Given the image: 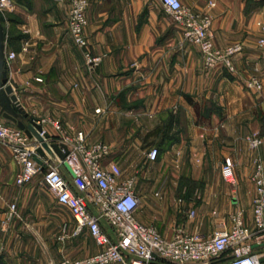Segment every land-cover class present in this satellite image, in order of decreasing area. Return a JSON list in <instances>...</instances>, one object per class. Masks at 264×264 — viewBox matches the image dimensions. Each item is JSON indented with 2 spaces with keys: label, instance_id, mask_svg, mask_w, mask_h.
<instances>
[{
  "label": "crops",
  "instance_id": "1",
  "mask_svg": "<svg viewBox=\"0 0 264 264\" xmlns=\"http://www.w3.org/2000/svg\"><path fill=\"white\" fill-rule=\"evenodd\" d=\"M13 1L3 24L5 51L16 53L7 74L28 114L26 123L30 117L52 119L68 132L80 129L90 141L109 143V159L123 177L135 180L136 218L155 224L166 237L178 226L210 234L220 221L229 225L237 208L252 223L251 177L256 162L264 166V0H181L210 15L217 46L243 44L232 71L206 68L199 48L158 0H88L85 31L92 55L100 57L93 69L69 32L70 0ZM251 78L260 89L248 86ZM44 127L55 136L49 123ZM253 138L260 140L256 148L249 143ZM152 148L158 150L153 161L147 158ZM225 157L235 165L234 187L221 176ZM211 162L215 177L204 185L215 191L209 202L220 209L201 210L199 192L179 206L168 200L166 191L174 187L199 191ZM19 169L0 143V264H52L97 252L86 230L74 234L72 215L39 176L16 184ZM159 188L163 198L153 194ZM221 189L231 194L227 202ZM11 203L17 215L4 228ZM191 207L196 214L188 217ZM252 248L264 259V238Z\"/></svg>",
  "mask_w": 264,
  "mask_h": 264
},
{
  "label": "built area",
  "instance_id": "2",
  "mask_svg": "<svg viewBox=\"0 0 264 264\" xmlns=\"http://www.w3.org/2000/svg\"><path fill=\"white\" fill-rule=\"evenodd\" d=\"M172 19L181 26L184 38L195 44L206 68L226 67L234 69L235 57L243 51V44L232 43L223 47L215 44L211 30V17L206 12H196L181 0H158ZM88 0H70L67 21L73 41L84 50L86 64L93 69L100 57L92 55L86 34ZM15 9L13 0H0V19L8 21V13ZM264 45V19L260 23ZM23 50H28L27 44ZM16 56L5 51L7 66ZM248 86L261 88L257 78H251ZM95 112H99L96 109ZM40 135L48 134L44 124L49 123L55 136L48 134V144L63 143L66 156L61 159L51 148L46 157L39 156L37 139L30 138L24 130L8 122L0 113V143L7 146L20 169L16 175L17 185L40 177V183L55 197L57 203L68 209L75 221L74 234L86 230L99 250L81 258L63 257L52 264H264L262 256L253 251V244H261L264 238V166L256 162L252 174L254 195L252 197V223L244 220V210L237 208L230 214V223L220 221L210 234L189 232L178 226L171 237H166L155 224H145L136 218L140 197L133 177H123L118 163L109 159L111 145L104 141H90L83 130L68 132L59 121L39 120ZM256 148L260 140H249ZM61 151H64L61 148ZM38 156L42 163L34 157ZM158 156L157 148L147 153L151 161ZM71 168L73 175L66 169ZM222 179L230 186L236 185L235 165L231 157H225L221 165ZM161 197L162 190H155ZM182 198L176 200L179 206ZM188 217L196 214L188 208ZM17 215L16 204L11 203L3 227ZM110 231H107V228ZM2 245L0 243V255Z\"/></svg>",
  "mask_w": 264,
  "mask_h": 264
},
{
  "label": "water",
  "instance_id": "3",
  "mask_svg": "<svg viewBox=\"0 0 264 264\" xmlns=\"http://www.w3.org/2000/svg\"><path fill=\"white\" fill-rule=\"evenodd\" d=\"M7 62L5 59V29L0 19V113L9 122L15 124L30 137H35L40 145L36 151L39 156L46 157V152L50 153L51 148L57 152L59 157L63 159L67 154V147L63 143L48 144V134L40 135L42 130L41 124L38 119L30 117L29 124L25 122L24 118L28 117L27 112L21 107L16 94L14 93V84L9 81L7 74ZM61 148L64 151H61ZM34 159L38 163H42L40 157L35 156ZM66 169L73 175L69 165L64 162Z\"/></svg>",
  "mask_w": 264,
  "mask_h": 264
},
{
  "label": "rangeland",
  "instance_id": "4",
  "mask_svg": "<svg viewBox=\"0 0 264 264\" xmlns=\"http://www.w3.org/2000/svg\"><path fill=\"white\" fill-rule=\"evenodd\" d=\"M214 166H215V162L214 163L211 162L210 165L207 167L208 173L206 175H204V180L205 181L203 180L202 186L200 187L199 191H195V192L193 190H185L184 191V190L178 189L177 187H174V189H170V190L166 191L167 192V196L169 197L168 200L172 202L174 200H177L178 198L184 199V198L189 197V196H191V198H192V196L195 193L199 192L200 193V197H199L198 200L200 201L199 204H201V210H206V211H209V212H211V211L213 212L217 208L220 209V207H218L216 204H212V202L211 203L209 202V199L213 196L215 191L214 190H210V189H205V185H204L205 183L207 184V182L210 183V184H211V182H213V179L215 177V174H213V172H212L214 170V168H213ZM39 179H40V177H39ZM226 187L228 188V191H229L230 190L229 186L226 185ZM154 192L155 191H153V194L155 195ZM221 192H223L222 193L223 197L226 198L225 202H227L229 200L227 197H230V195H231V194H229L230 192L228 194H226L224 189H221ZM163 195H164V191H162V195H161L160 198H163ZM155 196L157 198H159V196H157V195H155ZM252 196H253V193L251 194L250 192H248V197H250V205L248 206V208H251V209H252V204H251ZM196 205H198V203ZM221 208H224V206L221 207ZM67 257H69V256H67ZM70 258H77V257H70ZM78 258H81V257H78Z\"/></svg>",
  "mask_w": 264,
  "mask_h": 264
}]
</instances>
